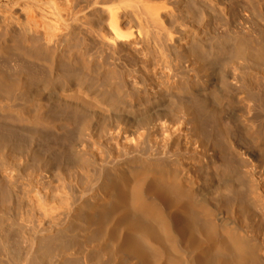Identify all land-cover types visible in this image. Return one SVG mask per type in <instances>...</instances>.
I'll return each instance as SVG.
<instances>
[{"label":"rangeland","instance_id":"1","mask_svg":"<svg viewBox=\"0 0 264 264\" xmlns=\"http://www.w3.org/2000/svg\"><path fill=\"white\" fill-rule=\"evenodd\" d=\"M104 3L110 2L0 0V73L36 88L31 79L36 71L50 79L75 68L93 73L122 97L173 92L180 98L178 123L164 134L144 132L132 146L114 135L81 129L79 119L68 122L62 107L46 104L55 119L47 127L19 119V109L32 116L36 108L23 94L0 90V264H140L135 253L121 248L119 236L107 239L93 219L110 197V169L134 157L148 168L200 181L203 163L213 156L233 157L239 164L246 197L221 209L233 221L232 237L250 249L251 264H264V165L245 154L264 137V59L238 53L243 45L264 50V0H149L163 8L174 38L164 54L152 42L118 49L104 44L90 31L103 16ZM76 13L83 20L74 21ZM210 48L215 62L206 57ZM205 89L221 90L232 102L234 132L228 138L209 121L191 126L196 115L191 99ZM236 145L241 153H235ZM29 147H39L43 155L28 157ZM71 152L78 160L68 159L86 169L61 163V156ZM118 208L116 216L122 212ZM184 225L176 220L178 230ZM218 255L214 247L179 253L181 260L191 261Z\"/></svg>","mask_w":264,"mask_h":264},{"label":"bare ground","instance_id":"2","mask_svg":"<svg viewBox=\"0 0 264 264\" xmlns=\"http://www.w3.org/2000/svg\"><path fill=\"white\" fill-rule=\"evenodd\" d=\"M102 1L110 3L103 4V16L90 31L104 44L118 49L152 42L161 54L167 52L166 42H172L174 38L165 24L163 8L152 6L149 0H93V6ZM52 6L54 13L60 15L55 2ZM102 18H106L108 33L104 31ZM77 20H83L78 13L74 15V21ZM206 51V57H213L211 60L215 62L213 48ZM241 52L264 59L261 47L243 45L238 49V53ZM40 55L34 54L36 57ZM31 79L36 88L28 87L22 81L13 83L0 73V90L14 97L23 94L36 109L32 116L19 109V119L32 120L44 127L55 124L52 114L45 111L46 104L62 107L68 122L79 119L81 129L111 134L132 146L144 136V132L164 134L178 123L176 111L180 98L173 92L122 97L105 81L98 79L97 82L93 73H79L75 68H67L50 79L36 71ZM203 91L191 99L196 110L192 128L198 121H209L219 125L222 135L228 138L234 132L230 116L232 102L221 90ZM236 146L239 150L235 153H241L240 145ZM228 149L226 146L225 150ZM63 152L60 150V154ZM76 153L61 156V163L86 169L83 162L73 163L68 159L78 160ZM245 154L259 159L264 165V137L253 148L245 149ZM27 155L37 158L43 155V151L39 147L35 150L29 147ZM222 158L209 157L203 163L200 181L171 170L162 171L155 165L148 168L134 157L129 158L124 166H113L108 173L110 197L102 201L104 207L100 205L93 215L97 230L109 240L119 236L121 248L135 253L140 264H251L247 254L251 253L250 249L241 238L232 237L233 221L221 209L228 203L245 199L248 185L242 179L236 160ZM108 203L112 204L105 206ZM117 208L122 209L118 216ZM176 220L185 223L180 230L176 228ZM111 222L113 225L109 227ZM184 242L188 245L184 246ZM213 247L219 253L215 259L198 257L191 261L179 257V253H204Z\"/></svg>","mask_w":264,"mask_h":264}]
</instances>
